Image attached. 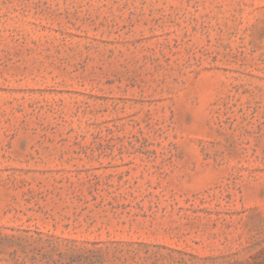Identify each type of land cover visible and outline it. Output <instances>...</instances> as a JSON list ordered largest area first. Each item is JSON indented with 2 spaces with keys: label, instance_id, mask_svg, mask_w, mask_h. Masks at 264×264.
Segmentation results:
<instances>
[{
  "label": "rangeland",
  "instance_id": "rangeland-1",
  "mask_svg": "<svg viewBox=\"0 0 264 264\" xmlns=\"http://www.w3.org/2000/svg\"><path fill=\"white\" fill-rule=\"evenodd\" d=\"M0 264H264V0H0Z\"/></svg>",
  "mask_w": 264,
  "mask_h": 264
}]
</instances>
